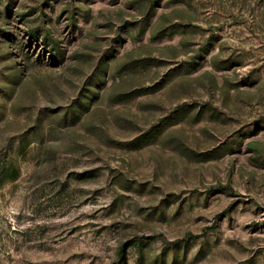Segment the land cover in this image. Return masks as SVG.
<instances>
[{"label":"rangeland","instance_id":"1","mask_svg":"<svg viewBox=\"0 0 264 264\" xmlns=\"http://www.w3.org/2000/svg\"><path fill=\"white\" fill-rule=\"evenodd\" d=\"M0 264H264V0H0Z\"/></svg>","mask_w":264,"mask_h":264}]
</instances>
